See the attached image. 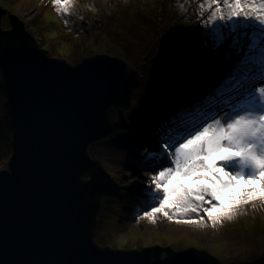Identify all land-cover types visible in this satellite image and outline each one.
Masks as SVG:
<instances>
[{"label":"water","instance_id":"water-1","mask_svg":"<svg viewBox=\"0 0 264 264\" xmlns=\"http://www.w3.org/2000/svg\"><path fill=\"white\" fill-rule=\"evenodd\" d=\"M5 12L0 6V22ZM10 21L12 29L0 26L16 42L0 49L13 137L12 156L0 170V264H208L195 249L120 250L95 241L102 196L117 184L89 146L126 127L123 109L137 72L108 54L77 65L50 57L31 43L18 15Z\"/></svg>","mask_w":264,"mask_h":264},{"label":"rangeland","instance_id":"rangeland-1","mask_svg":"<svg viewBox=\"0 0 264 264\" xmlns=\"http://www.w3.org/2000/svg\"><path fill=\"white\" fill-rule=\"evenodd\" d=\"M77 2L79 7L76 11L83 18L73 15L71 19L74 23L66 26L51 0H0L1 8L6 9L1 16L0 26L4 30L12 29L10 15H18L27 31L35 27V30L32 29L33 37L50 57L77 65L84 58L108 54L130 62L129 65L137 72L139 82L132 93L131 104L123 109L126 127L120 128L114 136L94 141L89 146L91 157L103 162L117 184L114 190L102 196L95 241L100 246L120 250H140L158 243L170 245L176 251L199 249V253L197 250L195 253L207 262L212 259L218 264H264V238L256 254L254 248L244 241L245 237L257 239L264 236L263 229H259L264 227V206L259 203L256 209L249 206L245 214L215 229L210 223L206 227H199L169 222L165 218H159L155 224L147 219L139 222L135 219L136 210L141 208L140 195L150 175L158 168L167 166L166 159L156 164L146 163L145 155L153 151L151 146L160 149L159 129L185 109L181 107L170 115L165 112L169 103H165L162 106L164 110L159 108L163 112L161 116L155 118L159 113L157 110L149 120L139 113L140 110L135 112L134 107L142 104L143 97L147 105L153 94L167 90L165 84L173 74L178 76L174 88L184 86L181 92L193 97H196V91H207L204 98L220 74L228 71L223 62L210 67L209 59L204 54L203 26L191 11L187 17L182 15L177 0ZM93 4L95 11L83 9L84 5ZM27 7L38 10L35 19L33 15L26 14ZM148 47L144 58L142 50ZM199 60L205 63L202 73L196 66ZM144 85L151 92L149 97V94L146 96L148 92L145 96L143 94L145 90L141 87ZM165 100L163 97L162 102ZM201 100L200 97L195 98V104L190 108ZM5 102L6 96L0 93V170L7 168L12 156L13 137L5 118ZM114 143H118L115 148ZM111 149L117 150V153L120 149L124 151L113 156L108 153ZM136 156L142 157L140 163ZM247 229L252 230L247 232ZM164 255L165 252L162 253Z\"/></svg>","mask_w":264,"mask_h":264},{"label":"snow or ice","instance_id":"snow-or-ice-1","mask_svg":"<svg viewBox=\"0 0 264 264\" xmlns=\"http://www.w3.org/2000/svg\"><path fill=\"white\" fill-rule=\"evenodd\" d=\"M68 26L77 0H51ZM204 28L210 67L223 62L211 91L159 129L161 147L144 160L150 175L135 219L212 228L264 206V0H177ZM95 11V5H84Z\"/></svg>","mask_w":264,"mask_h":264},{"label":"trees","instance_id":"trees-1","mask_svg":"<svg viewBox=\"0 0 264 264\" xmlns=\"http://www.w3.org/2000/svg\"><path fill=\"white\" fill-rule=\"evenodd\" d=\"M29 39H31V43L32 44L37 45L36 40L34 38H33V40H32V38H29ZM22 40H24V37H22ZM15 43L16 42H14L11 39V35L6 36V34L0 32V49L2 47L6 46V45H13ZM148 50H149V47L147 49L142 50L143 51L144 58L147 55ZM162 51H164V50H162ZM129 64H130V62H129ZM181 65H183V64H181ZM178 67H181V66H178ZM169 79H170V81H168V83L165 84V87H166L167 90H159V91H157L156 94H153L154 96H152V98L150 99V102L147 103V105L144 103V97H143V100L141 102L142 104L139 107H134L133 110L135 112L137 110L139 112V110H140L139 113L141 115H144L145 116V119H146L148 117H151L152 118L153 115H155L156 110H159V108H161V110H164L162 108V106L165 103H169V106L166 108V111L173 110V109L174 110H178L181 107H183V110L186 109L187 106H188L187 103L189 102V100H186L185 98H188L189 97L191 99V96L190 95L187 96V94H184V93H182L180 91L181 87H184V86H179V88H174V86L176 85L177 79H178V76H176V74H173L172 76H170ZM1 82H2V74H1V69H0V93H3L5 95L4 90H3V87H2V84L3 83H1ZM144 86H145V88H144ZM144 86H142L141 89L145 90V92H143V94L145 96V94L148 92V86L147 85H144ZM213 86L210 87V91L213 88ZM147 95L149 97L151 95V92H148L146 94V96ZM163 97H165L166 100L162 102ZM185 104H187V105H185ZM112 110H113L112 108L108 109L109 113H112ZM127 113H126V116H127ZM8 125H9V123H8ZM9 128H10V126H9ZM259 229H263V232H264V227L259 228ZM251 230L252 229H247V232H249ZM263 238H264V236H260L257 239L251 238V237H247V238L245 237L244 238L245 239L244 241L248 242L250 244V246H252L254 248V253L256 254L257 249L262 244V241H263L262 239ZM199 251L200 250L198 249L197 253H199ZM176 252H178V251H176ZM257 253H259V251ZM263 254H264V251H263ZM164 259H165V256H163V260ZM210 263L211 264H218L217 262H215V260H212V259H211Z\"/></svg>","mask_w":264,"mask_h":264},{"label":"bare ground","instance_id":"bare-ground-1","mask_svg":"<svg viewBox=\"0 0 264 264\" xmlns=\"http://www.w3.org/2000/svg\"><path fill=\"white\" fill-rule=\"evenodd\" d=\"M98 2H99V1H98ZM100 7L102 8L103 5L100 4ZM116 146H118V143H116V144L114 143V144H113V148H115ZM123 151H124V149H120V150H118V153H123ZM108 153H109L110 155H113V156H116V154H118V153H117V150H115V149L108 150ZM136 159H137V162L140 163V161L142 160V157H140V156H136Z\"/></svg>","mask_w":264,"mask_h":264},{"label":"built area","instance_id":"built-area-1","mask_svg":"<svg viewBox=\"0 0 264 264\" xmlns=\"http://www.w3.org/2000/svg\"><path fill=\"white\" fill-rule=\"evenodd\" d=\"M27 14V13H26ZM31 15H32V13H31ZM29 16V15H28Z\"/></svg>","mask_w":264,"mask_h":264}]
</instances>
